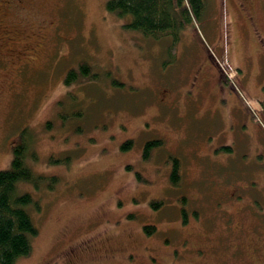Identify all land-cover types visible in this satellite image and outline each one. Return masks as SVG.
Returning <instances> with one entry per match:
<instances>
[{"label":"rangeland","instance_id":"374dc122","mask_svg":"<svg viewBox=\"0 0 264 264\" xmlns=\"http://www.w3.org/2000/svg\"><path fill=\"white\" fill-rule=\"evenodd\" d=\"M106 1L0 0V170L28 141L42 179L16 264H264V0H205L173 51Z\"/></svg>","mask_w":264,"mask_h":264},{"label":"trees","instance_id":"16d2710c","mask_svg":"<svg viewBox=\"0 0 264 264\" xmlns=\"http://www.w3.org/2000/svg\"><path fill=\"white\" fill-rule=\"evenodd\" d=\"M107 12L122 18L130 16L125 25L140 32L145 37L156 40L171 37L172 45L169 51L176 49L179 42V31L188 23L199 22L206 9L205 0H107ZM91 67L86 61H80L75 69L69 70L64 77V85L69 87L79 79H93ZM221 78V77H220ZM223 82V79L221 78ZM264 103V102H263ZM23 129L21 133L27 132ZM262 131V130H261ZM264 132V131H262ZM161 140L146 141L143 158L151 156L152 148L160 146ZM131 141L123 144L122 149L130 148ZM229 150L228 148H225ZM13 157L8 169L0 170V264H16L20 259L28 257L32 252V238L37 236L38 229L32 221L31 211L39 212L40 204L26 192L19 191L20 183H31L38 187L41 177L35 176L26 164L28 154L36 159L33 147L28 141H22L13 147ZM173 166L170 182L177 186L180 180V162L172 158ZM160 201H152L154 209L161 206ZM183 218L185 219L182 210ZM185 222V220H184ZM155 228H144L150 235Z\"/></svg>","mask_w":264,"mask_h":264},{"label":"bare ground","instance_id":"6f19581e","mask_svg":"<svg viewBox=\"0 0 264 264\" xmlns=\"http://www.w3.org/2000/svg\"><path fill=\"white\" fill-rule=\"evenodd\" d=\"M220 4V3H219ZM170 47H171V45H170Z\"/></svg>","mask_w":264,"mask_h":264}]
</instances>
